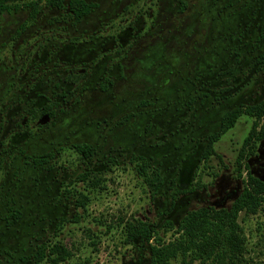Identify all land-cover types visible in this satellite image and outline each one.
Instances as JSON below:
<instances>
[{
	"label": "rangeland",
	"instance_id": "obj_1",
	"mask_svg": "<svg viewBox=\"0 0 264 264\" xmlns=\"http://www.w3.org/2000/svg\"><path fill=\"white\" fill-rule=\"evenodd\" d=\"M99 1L110 15L117 8V0ZM180 1L192 10L181 14ZM159 8L163 31L154 35L150 13ZM172 12L183 23L169 32L165 23ZM26 13L5 11L0 21V64L8 67L0 72L15 74L4 96L8 108L0 114V264H35L41 243L69 250L58 264H155L153 241L127 242L126 221L148 222L167 242L189 210L229 208L246 172L264 182V138L237 165L254 117L241 115L213 143L214 153L202 158L227 110L264 97V68L255 62L264 50V0H136L127 21L122 13L120 23L94 32L103 46L97 56L90 52V36L77 33L91 30L98 12L74 33L39 17L33 36L16 44L7 37ZM135 30L151 37L141 44L144 53L133 52L124 63L131 82L111 75L115 86L100 90L102 71L123 62L117 42ZM47 99L57 103L54 118L27 112ZM126 113L131 119L123 122ZM17 122L25 131L20 137L14 135ZM81 142L95 148L92 157L77 153L74 145ZM42 154L46 162L35 164ZM142 160L148 173L156 169L162 178L156 192L139 170ZM82 195L85 205L79 206ZM14 209L21 216L10 224ZM238 223L245 264H264V209L240 211ZM189 259L177 254L168 264L199 263Z\"/></svg>",
	"mask_w": 264,
	"mask_h": 264
},
{
	"label": "trees",
	"instance_id": "obj_2",
	"mask_svg": "<svg viewBox=\"0 0 264 264\" xmlns=\"http://www.w3.org/2000/svg\"><path fill=\"white\" fill-rule=\"evenodd\" d=\"M47 1L48 4L59 6L63 2V0ZM19 6L31 8L33 14L37 11V3L33 0H0V14L12 8L17 9ZM66 7L76 15V18H79L81 13L89 11L90 5L85 4L83 0H69ZM256 63L259 68H264V50L258 55ZM49 113L51 115L54 113L53 106H50ZM243 114L254 117V121L249 133L243 139V145L237 155V165L252 154L255 142L264 138V124H261L264 122V97L256 104L240 105L227 110L222 115L220 129L208 137L202 154L203 159L214 153L213 143ZM129 116L130 114L125 118ZM74 148L77 153L88 158L95 152V149L87 143L74 145ZM46 157L47 154H42L40 158L34 160V163L42 164L46 162ZM139 168L156 192L162 183L158 170L151 169L148 173L150 166L144 160L140 162ZM245 177L243 189L229 208L201 206L189 210L177 223L176 236L172 240L167 242L160 240L155 235L153 226L141 219H135L126 221L124 224L127 242L153 241L150 244V255L155 264H168V260L177 254L189 256L190 261L197 259L198 264H245L244 235L238 223L239 213L242 210L255 213L258 209H264V182L251 175L249 171L246 172ZM82 198L77 205H85L86 197L82 195ZM20 216V211H15L9 223L18 221ZM69 255V250L61 243L52 245L41 243L36 247L33 259L35 264L43 260L50 264H58L66 260Z\"/></svg>",
	"mask_w": 264,
	"mask_h": 264
},
{
	"label": "flooded vegetation",
	"instance_id": "obj_3",
	"mask_svg": "<svg viewBox=\"0 0 264 264\" xmlns=\"http://www.w3.org/2000/svg\"><path fill=\"white\" fill-rule=\"evenodd\" d=\"M33 1H35L37 3V11L34 14H33V10H31V8L24 7V6H19L17 9L12 8L11 10L6 11L9 13L15 14V13H17L23 9L27 10L26 17L23 20H22V18L18 19L21 21H18L16 23L15 27L10 31V34L8 35L7 38H10V40L15 41L14 43L17 42L16 44H19L20 42H27L28 39H30V37L33 36L32 29L37 24L36 21L39 19V17L44 18V20L46 21V24L49 26L50 25L51 26H55V25L58 26L60 24V26L63 28H66L68 32L74 33L76 31H74L73 28L81 25L83 20L87 19L94 12H98L99 17L97 15V18L93 20L94 21V27H96V26H98V27L97 28L93 27L91 30H88L86 28V29H84L83 32L78 31V33H77L83 37H89L90 36L88 39V42H90L92 45L95 46V47L90 48V52L91 51L94 52L95 56H97L99 54V49H100V47H103V46L100 43H98L99 41H97L98 38L100 37V35L99 36L94 35V32L97 30H99L101 32V28H103L106 25L113 27L112 26L113 23H115V22L120 23L123 19L122 13H123V16L126 17V21H127V19H129L127 17V15L129 14L131 7L134 6L135 2H136V0H117V2L115 1L117 8L113 12V14L110 15L108 9L101 8L99 0H83L85 2V4L90 5L89 11L86 13H81L79 15V18H76V15L73 14L68 9V7H66L68 5L69 0H63L62 4L60 6L48 4L47 0H33ZM158 1H160V0H158ZM155 2L157 3V1H155ZM150 5H151V3L146 6L145 10ZM192 8L193 7H191V5H189L188 2H185V1L179 2V10L181 11V14H185L187 12L189 13L192 10ZM4 12H2L0 14V21H1V18H2V15ZM159 13H160V8L157 11L150 13V19H151L150 28L152 31H153L152 28H154V30H155L154 35H157V33H158L157 31H159V33H161L163 31L162 30V28H163L162 22L163 21L161 20L162 17L159 18ZM123 21H125V19ZM167 21L169 24L168 23H165V24L169 27H167L166 31H169V32L173 31V30H171L170 27H175L176 25H182V23H183V20L179 19L178 14L176 12H172L171 15H169V20H167ZM46 24H45V26H46ZM134 25H136V24H134ZM125 26H128L129 28L133 27L129 22H127V24H125ZM131 29H130V31H131ZM35 32H37V30H35ZM1 33H2V30H1ZM141 36L142 35L139 34L138 32H136V30H135L134 36L132 35V37H134V38H132L131 35H129L127 37L128 38L127 40H123V41L120 40V41H118L119 43L117 42V45L119 46V48L116 50V53H120V52L123 53L122 54L123 62L111 64V66L106 68V71H107L106 74H104V72L102 71V73L100 74L101 75L100 79L98 78L99 79L98 80L99 81L98 88L100 90H102V91L107 90L106 87L108 85L115 86V84H116L115 82L117 80L113 81V79L111 78V75L112 76L117 75V77H119L123 80H126L128 83L131 82V79L127 76V74H125V72L123 73V70L125 68L124 63H126L125 61H128L131 59L133 52L135 54L137 52L138 53L140 52L139 54L144 53L145 47L143 48V45H141V44L145 42V39H147L151 36L150 35H146V36L143 35L142 37ZM130 38H132V40ZM175 40L178 41L177 39H175ZM0 42L2 43V41H0ZM158 43H160V42H158ZM185 43L193 45L194 39H192V40L187 39V41ZM156 44H157V42H156ZM178 46H180V45H178ZM104 52L105 51H102L100 53L104 54ZM183 52L184 51L182 50L181 53H183ZM257 58H258V56H257ZM257 58H256V60H257ZM82 60H81V63H83ZM256 60H255V62H256ZM140 65L141 64L139 63L138 66L140 67ZM6 68H8V67H4L3 64H0V71L2 69H6ZM9 68H13L14 71L13 72L11 71L12 73H14L16 71V65L15 64L10 65ZM168 73H172V72H167L166 74H168ZM14 75L15 74H12V75H8L7 73L2 74V72H0V76H4V77L0 78V114L1 115H2V112L4 111V109L8 108L4 104L5 103L4 102L5 101L4 96L7 95V93H9V91L11 90V87L13 86ZM10 78H12V79H10ZM154 84H156V83H154ZM4 87H7L8 90H4ZM149 88H152V87H149ZM80 94L82 95V89H81ZM117 97H119L118 94H117ZM141 101H142V99L139 101V103H141ZM77 104H79V100L75 101V104H74V106L71 107V109L75 110V107L77 106ZM56 105H57V103L55 101H51V100L47 99L46 102H44L42 105H40L37 108L31 106L27 110V112L30 115H32V117H35V115H33V114L37 113L36 117H39V118L46 117L47 119H51V118H54L56 115V111H55ZM50 106H53V112L54 113L52 115L49 113L50 112ZM128 114H130V113H126V115H128ZM8 115H9V112H6L7 117H8ZM126 115H124L122 117L124 119L123 122L129 121L131 119L130 118L131 115H130L129 117H127V119L128 118H130V119L127 120L125 118ZM61 118H62V116H61ZM0 120H1V118H0ZM26 122H27V120L25 119V121L22 125V129H24L27 126ZM16 124L17 125H16V128L14 130V135L20 137L21 133L22 132L24 133L25 131L19 130V127L21 126L20 122H17ZM1 127L2 126H0V128ZM81 143H78V144H81ZM75 145H77V144H75ZM15 211H19V210L14 209L13 212L10 213L11 217H12L13 213H15Z\"/></svg>",
	"mask_w": 264,
	"mask_h": 264
}]
</instances>
